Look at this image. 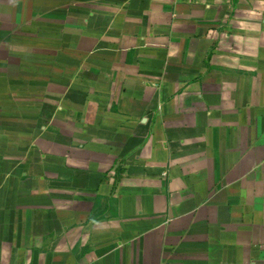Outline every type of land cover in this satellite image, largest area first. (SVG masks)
I'll use <instances>...</instances> for the list:
<instances>
[{"label":"crops","instance_id":"0c3cea01","mask_svg":"<svg viewBox=\"0 0 264 264\" xmlns=\"http://www.w3.org/2000/svg\"><path fill=\"white\" fill-rule=\"evenodd\" d=\"M0 264H264V0H0Z\"/></svg>","mask_w":264,"mask_h":264}]
</instances>
